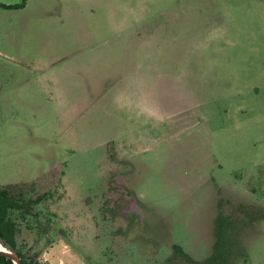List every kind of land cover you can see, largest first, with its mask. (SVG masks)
<instances>
[{"label":"rangeland","instance_id":"374dc122","mask_svg":"<svg viewBox=\"0 0 264 264\" xmlns=\"http://www.w3.org/2000/svg\"><path fill=\"white\" fill-rule=\"evenodd\" d=\"M11 186L42 263L264 264V0L0 6Z\"/></svg>","mask_w":264,"mask_h":264},{"label":"trees","instance_id":"16d2710c","mask_svg":"<svg viewBox=\"0 0 264 264\" xmlns=\"http://www.w3.org/2000/svg\"><path fill=\"white\" fill-rule=\"evenodd\" d=\"M26 0L19 5L5 6L8 9L22 8ZM48 197L46 193L37 195L34 199L23 200L20 192H15V186L0 189V245L6 250H14L20 258L21 264H46L42 263L35 254L24 253L19 250L16 242L17 223L12 213L22 211L31 215L35 205ZM0 264H14L9 258L0 254Z\"/></svg>","mask_w":264,"mask_h":264},{"label":"water","instance_id":"95a60500","mask_svg":"<svg viewBox=\"0 0 264 264\" xmlns=\"http://www.w3.org/2000/svg\"><path fill=\"white\" fill-rule=\"evenodd\" d=\"M1 249H3V251H0L1 255L9 258L14 264H21L20 258L14 250H6L2 246Z\"/></svg>","mask_w":264,"mask_h":264},{"label":"snow or ice","instance_id":"6c2138e0","mask_svg":"<svg viewBox=\"0 0 264 264\" xmlns=\"http://www.w3.org/2000/svg\"><path fill=\"white\" fill-rule=\"evenodd\" d=\"M0 251H3V249H0Z\"/></svg>","mask_w":264,"mask_h":264},{"label":"bare ground","instance_id":"6f19581e","mask_svg":"<svg viewBox=\"0 0 264 264\" xmlns=\"http://www.w3.org/2000/svg\"><path fill=\"white\" fill-rule=\"evenodd\" d=\"M0 249H1V246H0Z\"/></svg>","mask_w":264,"mask_h":264}]
</instances>
